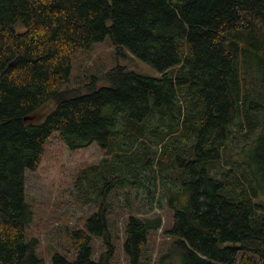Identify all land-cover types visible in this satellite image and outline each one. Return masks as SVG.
Masks as SVG:
<instances>
[{
  "label": "trees",
  "instance_id": "16d2710c",
  "mask_svg": "<svg viewBox=\"0 0 264 264\" xmlns=\"http://www.w3.org/2000/svg\"><path fill=\"white\" fill-rule=\"evenodd\" d=\"M107 38L160 76L119 66L102 86L68 88L74 55ZM54 133L110 156L83 170L82 197L103 198L76 232L77 259L54 264H112L116 203L104 198L124 189L131 212L151 185L166 205L144 191L148 213L173 214L159 264H264V0H0V264H41L25 175ZM162 227L130 215V264H150ZM92 237L107 248L98 261Z\"/></svg>",
  "mask_w": 264,
  "mask_h": 264
},
{
  "label": "rangeland",
  "instance_id": "374dc122",
  "mask_svg": "<svg viewBox=\"0 0 264 264\" xmlns=\"http://www.w3.org/2000/svg\"><path fill=\"white\" fill-rule=\"evenodd\" d=\"M124 67L127 70L136 71L140 74L159 77L155 69L147 63L137 59L127 49L118 50L109 38L96 44L91 51H80L72 59V75L68 88H79L91 84L94 78L95 85L102 86L105 83L102 76L115 67ZM239 129V128H238ZM243 134L244 131H238ZM59 133H54L46 147V153L42 164L36 171H27L25 175L26 192L33 204V222L27 230V239H37L39 247L37 256L41 264H54L56 254L66 256L68 261L77 259V242L79 237L76 232H86V224L89 218L100 210L102 194L97 198L94 194L82 197L84 190L79 184L83 176V170L98 165L104 158L110 159L109 155L100 148L97 143L89 147L70 151L59 139ZM148 144L151 142L148 141ZM241 146L243 142L240 143ZM240 146V147H241ZM136 160L141 163L142 157ZM161 179L158 174L156 180ZM170 181V179H165ZM144 191L156 192V202L165 204L161 198L162 188L155 185L150 190L141 191L140 199L132 200L130 208H124V189H118L115 193L111 189L105 196L106 204L114 201L116 203L114 212L109 208L107 218L113 237L115 248L112 264H130L124 249L125 226L131 214L136 216H153L158 214L163 219L162 229L149 234L148 246L144 251L146 263L159 264L162 256L169 252L170 239L166 234L172 224L173 214L166 206L148 213V199L143 196ZM113 192V193H112ZM135 194V192H134ZM111 195V197H110ZM91 245L94 251L93 258L98 261L100 255L107 251L100 238L92 237ZM176 247L172 248L174 251ZM263 264L262 262H257ZM164 264H169L165 260Z\"/></svg>",
  "mask_w": 264,
  "mask_h": 264
}]
</instances>
